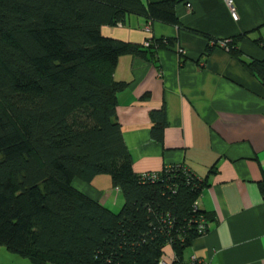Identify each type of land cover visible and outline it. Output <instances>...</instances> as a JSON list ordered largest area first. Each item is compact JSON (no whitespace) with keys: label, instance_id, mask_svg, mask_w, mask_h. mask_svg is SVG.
Segmentation results:
<instances>
[{"label":"trees","instance_id":"16d2710c","mask_svg":"<svg viewBox=\"0 0 264 264\" xmlns=\"http://www.w3.org/2000/svg\"><path fill=\"white\" fill-rule=\"evenodd\" d=\"M130 13L178 23L175 0H0V245L33 264H159L169 245L184 258L208 231L196 222H210L205 180L182 164L134 171L116 112L127 83L114 71L159 44L102 33ZM235 41L228 51L264 84V60H246ZM151 114L160 140L166 109ZM99 175L121 192L118 212L74 187Z\"/></svg>","mask_w":264,"mask_h":264},{"label":"crops","instance_id":"0c3cea01","mask_svg":"<svg viewBox=\"0 0 264 264\" xmlns=\"http://www.w3.org/2000/svg\"><path fill=\"white\" fill-rule=\"evenodd\" d=\"M233 4L234 12L226 0H175L177 24L130 13L102 33L142 47L148 40L159 44L145 55L120 56L114 77L127 85L116 112L136 173L182 164L205 180L198 204L209 228L184 249V258L264 264V84L222 45L235 39L246 60H264V0ZM162 107L168 123L159 140L151 112ZM110 177L73 184L112 209L123 196ZM0 262L33 264L1 247Z\"/></svg>","mask_w":264,"mask_h":264},{"label":"built area","instance_id":"2783aa9c","mask_svg":"<svg viewBox=\"0 0 264 264\" xmlns=\"http://www.w3.org/2000/svg\"><path fill=\"white\" fill-rule=\"evenodd\" d=\"M228 6L230 9L234 12V4L233 0H226ZM190 7L191 5L188 4ZM228 42L229 40L223 41L222 45L229 50L228 47ZM152 41H145V46L149 47ZM143 177H156L157 174L154 172H146L142 173ZM197 222V227L201 231V233H205L207 229L209 228V224L207 223V220L204 216H201L199 219L196 220ZM159 264H212L210 261L202 259L200 257H197L196 255H192L189 259H185L180 257L169 245L165 250H164V255L162 259L160 260Z\"/></svg>","mask_w":264,"mask_h":264},{"label":"rangeland","instance_id":"374dc122","mask_svg":"<svg viewBox=\"0 0 264 264\" xmlns=\"http://www.w3.org/2000/svg\"><path fill=\"white\" fill-rule=\"evenodd\" d=\"M111 178V177H110ZM121 202H119V205H116V207H113L111 210H113V211H115V212H118L119 210H121V208H122V199L120 200ZM0 247H1V249H7L5 246H3V245H0ZM3 258V257H2ZM28 259V258H27ZM3 260V259H2ZM28 261V260H27Z\"/></svg>","mask_w":264,"mask_h":264}]
</instances>
